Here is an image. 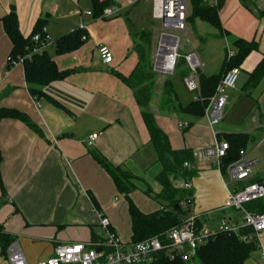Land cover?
<instances>
[{"label":"crops","instance_id":"obj_1","mask_svg":"<svg viewBox=\"0 0 264 264\" xmlns=\"http://www.w3.org/2000/svg\"><path fill=\"white\" fill-rule=\"evenodd\" d=\"M112 1L103 15L94 17L88 14L92 11L89 0L83 1L88 8L81 6L80 0H0V19L14 4L24 36H29L36 20L46 15L45 28L54 40L82 25L87 30L85 42L76 50L59 54L55 44L47 49L58 69L67 74L46 85L44 97L35 98L28 90L24 65L9 66L12 42L0 20V108L20 115L0 119V231L18 242L28 264L47 260L60 243L99 240L103 233L99 214L109 219L110 228L123 242L131 243L128 200L97 162L95 153L136 177L131 198L142 211L160 208L157 197L162 188L156 176L162 166L150 142L142 108L123 80L138 62L136 34L151 30L144 23L142 11L136 13V9L153 7V0H146L147 4L142 0ZM219 1L224 36L215 29L224 44L229 46L232 38L258 44L257 51L241 65L236 87L227 92L225 107L226 111L231 105L242 106L244 114H252L256 127L253 132L241 129L233 126L230 118L215 131L221 137L224 133L246 132L257 139L264 132V77L250 92L244 87L264 55V0ZM196 35L202 45L207 42L206 37ZM99 44L110 47V64L102 62ZM223 60L217 70L202 59V72L207 76L219 73ZM195 99L182 103L177 96L182 106ZM161 103L162 98L159 103L152 99V108L147 110L155 114L173 149H188L194 155L191 165L197 173L188 180L194 198L190 212L218 220L229 192L236 186H230L214 163L201 160L198 152L221 139L214 135L206 115L194 120L173 108H162ZM185 122L189 125L181 127ZM90 133L100 134L94 145L86 142ZM245 157L254 165L259 162L247 153ZM176 181L181 186L186 180ZM256 251L259 253L252 252L245 264H262L260 250Z\"/></svg>","mask_w":264,"mask_h":264},{"label":"trees","instance_id":"obj_2","mask_svg":"<svg viewBox=\"0 0 264 264\" xmlns=\"http://www.w3.org/2000/svg\"><path fill=\"white\" fill-rule=\"evenodd\" d=\"M92 6L91 13L94 17L103 15L104 9L111 6L112 0H89ZM188 11L186 14V22L193 23L195 19H200L220 31V35L224 36L220 19L219 8L221 2L216 3L211 0H188ZM4 30L12 42V49L9 56L17 59L19 56H25L28 53L27 48L34 45L32 36L36 33H42L48 22V16L39 17L29 36H24L19 27L18 14L14 4L11 5L9 12L1 19ZM87 36V30L83 28L75 29L55 40L57 53L63 54L78 49L85 42L83 39ZM136 38L140 39L136 44L138 54V62L132 74L129 77H123L124 82L134 91L136 103L142 108V116L145 125L149 131L150 142L157 153V162L161 164L162 171L156 176L157 182L161 186L158 195L160 208L154 212L142 211L132 200L131 194L136 190L134 179L136 178L130 171L121 166L112 165L103 155L95 153V159L113 178L118 190L125 195L129 203V214L131 217V243L144 241L152 237L163 238L165 234L180 226L190 213L193 206V190L184 189L178 185L179 178L186 181L196 175V169H187L184 167L185 162H193L194 155L188 149H173L170 144L168 134L163 131L156 122L153 112L147 110L150 102L154 97L151 83L154 81L155 74L151 65V40L152 31L143 30L136 34ZM236 52L233 56H229L226 50L221 71L217 74L207 76L199 70V91L196 92V99L186 106H182L177 101V94L174 90L172 80L168 79L163 83L162 108H173L180 113H184L194 120L200 119L205 115V109L213 97L216 87L221 81L223 75L232 68L240 70L245 58L253 51H257L258 44L256 41H247L242 38H232ZM205 39H203V42ZM25 78L30 94L35 98L44 97L46 94L44 88L49 83L62 79L67 72L60 71L54 59L47 51L43 53L33 54L31 58L24 59ZM9 66L11 64L9 63ZM176 72L180 73L184 78L190 73V69L186 65L184 57H180ZM264 77V55L255 69L249 73V78L245 84L244 90L250 92L254 89ZM174 97V101L171 100ZM177 102V103H176ZM19 117V113L14 110L0 108V119L2 117ZM221 141H226L229 148L226 154L221 158V168L223 173L232 163L241 158L240 151H246L248 142L251 139L249 133L246 132H230L224 133L221 137L217 133ZM173 177V178H172ZM251 182H264V177L256 176ZM240 184L237 188L243 187ZM184 203L186 206L182 207ZM180 206L181 208H176ZM244 207L256 214H264V198L246 203ZM228 211L222 210L221 214L227 215ZM230 212V211H229ZM209 221L204 215L198 217V223ZM251 228L243 229V233H249ZM12 238L0 231V243L4 252L12 242ZM258 248L255 241H243L235 235L226 233H218L211 238L206 244L201 246L197 252V256L189 263L179 260L170 261L164 254H160L157 261L153 264H245L250 254Z\"/></svg>","mask_w":264,"mask_h":264},{"label":"built area","instance_id":"obj_3","mask_svg":"<svg viewBox=\"0 0 264 264\" xmlns=\"http://www.w3.org/2000/svg\"><path fill=\"white\" fill-rule=\"evenodd\" d=\"M211 2L216 3V0H211ZM187 11V0H153V17L161 19L165 27L177 29L184 33L187 30ZM109 12L111 11H107V13ZM80 28L86 29L84 25ZM163 37H168V35H163ZM83 39L86 40V36ZM32 41L34 45L27 48L28 53L24 57L19 56L17 59H13L8 56L7 61L11 66L16 63L23 64L24 59L31 58L33 54L43 53L55 44V40L47 28H44L42 33L34 34ZM178 43L179 38H177V45L170 66L164 69L158 54L155 69L173 73L179 58L184 57L186 65L190 69V73L184 77V83L189 91L197 92L200 86L199 70L202 69L203 65L196 51L181 55ZM98 53L104 64L112 62L113 54L109 46L99 44ZM228 54L231 57L234 52L228 51ZM239 74L238 68H232L223 75L205 109L209 126L214 130L215 136H217L215 128L224 116L227 92L236 87ZM188 125V122L180 123L181 127ZM99 136V133H90L86 139L87 144L94 145ZM228 148V142L216 140L214 145L202 149L198 154L201 156V160L212 161L230 183L244 184L243 187L234 188L229 192L222 208V210L230 211L229 213L238 214V217L228 214L218 220L210 218L209 221L200 225L198 216L193 214L187 217L180 226L169 230L163 238L152 237L136 243H125L112 231L109 219L99 214L103 228L99 240L84 243H60L56 245L50 258L37 264H153L162 253L170 261L179 260L189 263L197 256L199 248L218 233L235 235L243 241H255L260 250L261 258L264 260V214L252 213L244 207L246 203L264 198V184L263 182L250 183L253 178L252 167L255 162L246 159L245 151H240L241 158L229 165L226 172L223 173L221 158L226 154ZM184 167L191 169L192 165L190 162H185ZM180 187L192 189L190 181H184ZM181 206L185 207L186 205L182 203ZM246 228H251L253 231L243 233L242 230ZM0 264H28L18 242L12 241L6 252L0 243Z\"/></svg>","mask_w":264,"mask_h":264},{"label":"rangeland","instance_id":"obj_4","mask_svg":"<svg viewBox=\"0 0 264 264\" xmlns=\"http://www.w3.org/2000/svg\"><path fill=\"white\" fill-rule=\"evenodd\" d=\"M83 1L84 0H80L81 6L88 8L86 7L85 2ZM142 2L143 3L145 2L144 4H147L146 0H142ZM187 2L188 5H190L188 0ZM138 11L140 12L142 11L144 23H146L148 27H150V29L152 30L151 65L153 67L152 71L155 74V78L154 81L151 83V86L154 92L153 101L156 103H159L161 101V98L163 97L162 91H163L164 81L170 78L172 80V84L177 93V96L182 103H186L189 100L195 98L196 96V92L189 91L187 89L183 77L181 76L180 73L176 71L173 73H169L155 69L158 54L161 55V51L159 50L160 49L162 50V45L165 44L164 43L165 37H163V35L179 38L178 45L181 55L182 53H186V52L191 53L194 52V50H196L201 60V63H202V59H205L209 61V66L215 67L217 70H219L221 66L222 59L225 56L226 50L235 51V47L232 43V40L229 42V46H226L224 42L221 40V38H219L216 35L217 33L216 29L200 19H195L194 22L191 24L188 23L187 30L184 33L183 31L177 29L164 27L163 21L161 19L152 18L153 16L151 15L153 14V7L151 6L145 7V10L136 9V13ZM196 33L207 38V42L204 45L201 44ZM171 100L174 101L173 96H171ZM233 106L234 105H231L229 109H226L225 118L220 123H224V121L227 122L231 118L230 121L233 122V126H237L245 130H250V132L252 130L254 131L256 124L252 122V114L250 112H247L248 114L247 113L244 114L242 112L243 110L242 106H238V107L236 106L235 108ZM151 108H152V104L149 105L148 109L150 110ZM220 123L217 125L215 130H218ZM262 138H264V132H261L260 137L257 139L251 136V139L246 147V153L251 158H258L259 162L256 165H253L252 171H253V175L263 178L264 177V142ZM226 179L228 180L227 177ZM230 186H234V187L236 186L237 188L239 185L236 183H230ZM190 215L193 214L190 212L187 217H189ZM254 253L258 254L259 252L254 251ZM195 263L197 264V262ZM262 264H264V260L262 261Z\"/></svg>","mask_w":264,"mask_h":264},{"label":"bare ground","instance_id":"obj_5","mask_svg":"<svg viewBox=\"0 0 264 264\" xmlns=\"http://www.w3.org/2000/svg\"><path fill=\"white\" fill-rule=\"evenodd\" d=\"M164 45L162 47L160 61L162 62L163 68L167 69L172 61V55L174 54L177 38L173 36H168L164 38Z\"/></svg>","mask_w":264,"mask_h":264},{"label":"water","instance_id":"obj_6","mask_svg":"<svg viewBox=\"0 0 264 264\" xmlns=\"http://www.w3.org/2000/svg\"><path fill=\"white\" fill-rule=\"evenodd\" d=\"M164 27H165V26H164ZM263 184H264V182H263ZM176 208H179V209H180L181 207H180V206H176Z\"/></svg>","mask_w":264,"mask_h":264}]
</instances>
